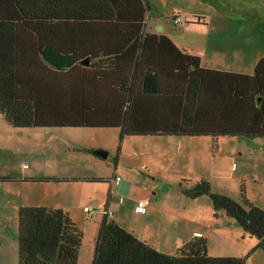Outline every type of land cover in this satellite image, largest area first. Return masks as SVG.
<instances>
[{"label":"trees","instance_id":"obj_1","mask_svg":"<svg viewBox=\"0 0 264 264\" xmlns=\"http://www.w3.org/2000/svg\"><path fill=\"white\" fill-rule=\"evenodd\" d=\"M152 9L149 0H0L1 118L12 128H117L121 139L264 138V54L252 73L206 68L169 37L147 32ZM165 18L175 26L192 22L181 13ZM10 180L109 182L0 177ZM182 181L191 184L184 189L187 197L207 196L215 218L224 213L255 239L249 253L209 255L204 236L162 252L105 209L91 264H246L253 251L264 252V209L248 198L243 185L237 201L214 192L208 180ZM97 210L87 208V218ZM83 238L64 209L19 210L20 264H78Z\"/></svg>","mask_w":264,"mask_h":264},{"label":"crops","instance_id":"obj_2","mask_svg":"<svg viewBox=\"0 0 264 264\" xmlns=\"http://www.w3.org/2000/svg\"><path fill=\"white\" fill-rule=\"evenodd\" d=\"M183 5L190 7L183 9ZM166 8L163 12L165 15L181 13L192 22L183 21L181 25L175 26L168 18L162 20L153 17L147 26V32L169 37L179 49L199 57L206 68L222 72L251 73L223 64L214 57L220 53L227 56L230 54L234 45L232 36L237 29L234 22L210 16L202 0H169ZM109 137L114 138L111 145L108 143ZM121 137L117 128H12L0 116V177L109 179V182L0 181L1 239L7 234V227L3 225L10 222L18 224L21 207L47 206L64 209L81 228L88 220V229H92L95 236L105 209H111L114 211L113 220L151 243L159 251H173L195 236H204L207 238L210 254V239L214 227L221 221V215L214 217L209 198L201 196L187 199L176 191V195L169 199L168 192L161 193L163 191L160 187L151 189L139 175L135 181L127 180V176L119 168L118 152L115 154L117 158H112L118 149L117 142L124 138ZM25 162L28 163L27 166L24 165ZM115 175L122 177V183L118 186L112 183ZM121 196L124 197L123 202L119 200ZM147 197L152 199V204L147 212L140 213L136 208L138 201ZM252 201L255 202L254 199ZM93 207L98 209L96 216L102 215L101 220L90 221L87 218L86 209ZM134 217L137 219L133 220ZM223 220L231 231L234 223L227 218ZM217 229L221 230L220 224ZM83 232L86 233L84 229ZM242 236L246 237L244 234ZM1 239L0 260H4L9 254L8 250L13 247H5ZM249 240L250 244L246 245L242 255L249 247L256 245L255 241ZM15 261H19L18 256L12 263Z\"/></svg>","mask_w":264,"mask_h":264},{"label":"rangeland","instance_id":"obj_3","mask_svg":"<svg viewBox=\"0 0 264 264\" xmlns=\"http://www.w3.org/2000/svg\"><path fill=\"white\" fill-rule=\"evenodd\" d=\"M168 1L149 0L153 9L148 13L147 19L152 16L165 20L167 15L163 12L167 9ZM202 1L210 16L226 19L237 26L232 36L234 45L230 54L227 56L220 53L214 57L223 64L252 73L257 58L264 54V0ZM189 7L183 5V9ZM108 139L110 145L114 143L113 137ZM117 148L112 158L115 160L118 152L119 168L127 176V180L135 181L139 175L151 189L160 187L163 191L161 193L168 192L169 199L176 195V191L189 199L184 189L191 187V184H186L182 179L208 180L214 192L228 195L237 201H242L243 185L248 198L254 199L264 209V138L124 137L117 142ZM225 216L221 213V230L217 229L219 224L214 227L209 255H242L246 245L250 244L249 239H255L246 234L247 238H243L245 232L241 226L234 219ZM223 218L234 223L235 226L231 229L233 233L227 229ZM94 219L101 220L102 215L98 214L90 221ZM87 222L82 225L86 233L79 264H91L90 256L94 253L96 236L92 229H88ZM3 226L7 227V234L0 239L5 247L12 246L13 249L8 250L7 259H1L0 264H20L19 261L12 263L18 256V224L10 222ZM251 249L249 247L242 256ZM246 264H264L263 250L253 251Z\"/></svg>","mask_w":264,"mask_h":264},{"label":"built area","instance_id":"obj_4","mask_svg":"<svg viewBox=\"0 0 264 264\" xmlns=\"http://www.w3.org/2000/svg\"><path fill=\"white\" fill-rule=\"evenodd\" d=\"M181 21V18L178 17L175 22L178 23ZM114 181H115V184L119 185L122 181V177L120 176H117L114 178ZM123 200V198H121V201ZM150 199L149 198H143V199H140L139 202H138V205H137V210L139 212H142V213H145L148 209V206L150 205Z\"/></svg>","mask_w":264,"mask_h":264},{"label":"water","instance_id":"obj_5","mask_svg":"<svg viewBox=\"0 0 264 264\" xmlns=\"http://www.w3.org/2000/svg\"><path fill=\"white\" fill-rule=\"evenodd\" d=\"M86 62L88 63L89 62V59H86Z\"/></svg>","mask_w":264,"mask_h":264}]
</instances>
